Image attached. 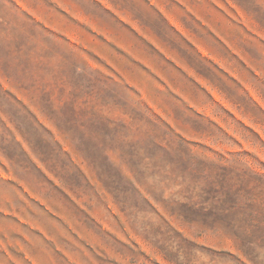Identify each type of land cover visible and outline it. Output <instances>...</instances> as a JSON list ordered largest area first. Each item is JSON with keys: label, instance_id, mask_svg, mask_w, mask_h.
<instances>
[{"label": "rangeland", "instance_id": "1", "mask_svg": "<svg viewBox=\"0 0 264 264\" xmlns=\"http://www.w3.org/2000/svg\"><path fill=\"white\" fill-rule=\"evenodd\" d=\"M0 264H264V0H0Z\"/></svg>", "mask_w": 264, "mask_h": 264}]
</instances>
